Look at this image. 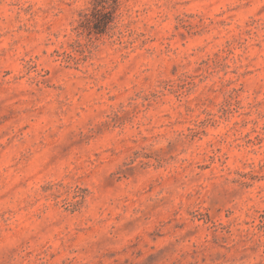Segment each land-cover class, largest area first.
<instances>
[{
  "label": "rangeland",
  "instance_id": "rangeland-1",
  "mask_svg": "<svg viewBox=\"0 0 264 264\" xmlns=\"http://www.w3.org/2000/svg\"><path fill=\"white\" fill-rule=\"evenodd\" d=\"M106 1L0 0V264H264V0Z\"/></svg>",
  "mask_w": 264,
  "mask_h": 264
},
{
  "label": "trees",
  "instance_id": "trees-1",
  "mask_svg": "<svg viewBox=\"0 0 264 264\" xmlns=\"http://www.w3.org/2000/svg\"><path fill=\"white\" fill-rule=\"evenodd\" d=\"M116 10V1L109 4L106 0H94L92 12L91 14L85 15L82 24L88 27L91 32L102 33L105 30L106 24L113 19ZM104 18L107 20H104ZM91 23H93V27L90 25Z\"/></svg>",
  "mask_w": 264,
  "mask_h": 264
}]
</instances>
